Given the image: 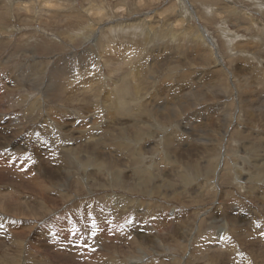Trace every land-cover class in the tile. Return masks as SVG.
<instances>
[{"label": "rangeland", "instance_id": "rangeland-1", "mask_svg": "<svg viewBox=\"0 0 264 264\" xmlns=\"http://www.w3.org/2000/svg\"><path fill=\"white\" fill-rule=\"evenodd\" d=\"M18 1L0 0V264H264V0Z\"/></svg>", "mask_w": 264, "mask_h": 264}, {"label": "bare ground", "instance_id": "bare-ground-1", "mask_svg": "<svg viewBox=\"0 0 264 264\" xmlns=\"http://www.w3.org/2000/svg\"><path fill=\"white\" fill-rule=\"evenodd\" d=\"M69 2L71 1V0H68ZM18 2H21V0L20 1H18ZM23 2V1H22ZM21 2V3H22ZM45 2V1H44ZM2 3V2H1ZM46 3V2H45ZM89 3V2H88ZM70 4V3H69ZM73 4V3H72ZM16 7H14V8H12V5H11V8L12 9H15L14 11L15 12H13V15H16L15 16V18H16V21H19V22H22V21H27V22H34V21H37L38 20V23L39 22H46L45 24H52V23H55V21L56 20H53V18H52V16H53V14L55 13L54 11H51V10H49V9H45V8H41L40 10H38L40 13H43V15L42 14H38V11L36 12V11H33V12H35V13H28L27 11H26V8L25 7H21V5L20 6H18L19 4L18 3H16ZM92 5V4H91ZM90 5V6H91ZM46 6V5H45ZM68 7H69V5H68ZM93 7V6H92ZM0 8H1V6H0ZM8 8V7H7ZM10 8V7H9ZM70 10H72V9H70ZM130 12V11H129ZM73 14L72 15H69V14H66V15H63V17H64V19L65 20H67L68 21V23L69 24H66L67 26H69L70 24L71 25H73V24H76V20H75V17H77L76 16V12H72ZM46 14V17L44 16ZM10 17H12V14H11V11L9 10V9H6L5 10V12H0V23H1V25H0V29H1V31L2 32H4L5 34H7L8 36H9V34H10V31L11 30H9V27L7 26V24H10L11 23V21H9V19H10ZM59 19V18H58ZM136 20H138V19H136ZM135 20V21H136ZM140 21H143V23H142V25H145V21L144 20H141V19H139L138 21H136V23H134V22H131V23H129V24H126V23H121V24H119L118 25V27L120 28H123L124 27V25H125V28H128V27H130V26H134V25H136L138 22H140ZM59 23H61V22H59ZM63 23V22H62ZM31 25V24H30ZM75 27V26H74ZM117 27V26H116ZM113 27H110V26H107V28H105V29H112ZM149 28V29H148ZM148 30H147V32L148 33H153V32H151V30H153V28L151 27V26H148ZM113 30V29H112ZM104 31V30H103ZM93 32V26L92 25H89V26H87V28L85 29V28H83V27H81L80 29H79V31H78V34H75V37H74V39H79V38H84V39H87L89 36H90V34ZM169 33H172V35L173 34H175V32L174 31H172V32H169ZM148 35V34H147ZM27 36V35H26ZM34 38V37H33ZM41 38V37H40ZM146 38V37H145ZM145 38H143V40L145 39ZM30 39H32V38H30ZM34 39H36V38H34ZM38 39V38H37ZM37 39H36V41H37ZM40 40V42H41V40L42 39H39ZM33 41V40H32ZM35 41V42H36ZM43 41L44 42H48L49 40H45V38L43 39ZM51 41V40H50ZM43 42V43H44ZM52 42V41H51ZM0 43H1V41H0ZM6 43V42H5ZM29 43H31V41H29ZM27 44H28V42H27ZM53 44H54V42H53ZM52 44V45H53ZM32 45V44H31ZM37 45V44H36ZM51 45V44H50ZM51 45V46H52ZM122 45V44H121ZM121 45H119V46H121ZM0 46H5V44H0ZM28 46V45H27ZM34 46H35V44H34ZM39 46V45H38ZM37 46V47H38ZM41 46V45H40ZM47 46H49V43H47ZM46 46V47H47ZM55 46H56V44H55ZM123 46V45H122ZM24 47H26V45H24ZM30 47V46H29ZM33 47V46H32ZM36 47V46H35ZM43 47H45V46H43ZM42 47V48H43ZM2 47H0V49H1ZM28 48V47H27ZM34 48V47H33ZM41 48V49H42ZM125 48H126V46H125ZM19 49H24L22 46H21V48H19ZM36 49V48H35ZM39 49V48H38ZM46 49H50V48H46ZM122 49V48H121ZM131 49V48H130ZM139 49V48H138ZM26 50V49H25ZM25 50H24V52H25ZM28 50V49H27ZM43 50V49H42ZM114 50V49H113ZM120 50V49H119ZM17 51V50H16ZM16 51H14V52H16ZM49 52H50V50H48ZM47 51V52H48ZM116 51H118V50H116ZM17 52H21V51H17ZM30 52V51H29ZM40 52V51H39ZM38 52V53H39ZM31 54H33L32 55V57H36V53H33V52H30ZM42 53H44V52H42ZM45 53H46V51H45ZM140 53V52H139ZM13 54H15V53H13ZM20 54V53H19ZM21 54H22V52H21ZM11 55V54H10ZM23 55V54H22ZM21 55V56H22ZM45 55V54H44ZM47 55H48V53H47ZM99 55V54H98ZM8 56V55H7ZM12 56V55H11ZM28 56V55H27ZM30 56V55H29ZM38 56V55H37ZM46 56V55H45ZM99 56H101V55H99ZM18 58H20L19 57V55L17 56ZM31 57V56H30ZM30 57H29V59H30ZM9 58V57H8ZM13 58V57H12ZM25 58V57H24ZM13 60V59H12ZM28 60V59H27ZM14 61V60H13ZM110 59L108 60V61H106V64L108 65V70L110 71V72H112L114 75H116L115 73L117 72V70L114 68V65L113 64H111L112 66H110ZM69 62L70 61H68V62H66V63H68L69 64ZM6 63V62H5ZM15 63V62H14ZM14 63H12V65L14 64ZM65 63V61H64V64H66ZM95 63H96V61H95ZM95 63H92V64H95ZM67 65V64H66ZM65 65V66H66ZM63 64H62V68H63ZM71 66H72V63L70 62V65H68V66H66L63 70H64V72L66 73V74H69V76L71 75ZM91 66V63H88V64H86L85 65V68H84V70H85V72H86V74H89V67ZM139 67V66H138ZM139 69H140V67H139ZM58 71H57V69L55 68V69H52V70H50L49 71V74H48V79H47V81H45V82H47L48 83V87H47V94H45L46 95V97L49 99V101H51L55 96L54 95H52L51 94V92L52 91H54V90H56V89H54V88H51V87H54V86H56L57 87V90L56 91H58V92H60L61 90H62V88L64 87V84L63 83H57V81H56V79H55V76H56V73H57ZM118 73V72H117ZM119 74V73H118ZM117 74V75H118ZM1 75V74H0ZM46 75V74H45ZM125 75L127 76V77H129V75L127 74V73H125ZM130 78V77H129ZM128 78V79H129ZM244 78V77H243ZM95 83H97L96 81H98V78H96L95 77ZM241 81H243L242 79H241ZM53 82V84H51ZM125 78L124 77H122V81H118V82H113V84H112V86L109 88V89H107L106 91H109V92H112V94H113V96H112V99H108V106H110V107H114V108H118V106H122L123 105V102H122V96L120 95L121 93H122V95L123 94H129V97L131 96V93H132V90H131V93H130V88H129V85H126L125 83ZM44 84V83H43ZM244 84V83H243ZM38 85V84H37ZM19 86V85H18ZM4 88V87H3ZM89 88H86V90H88ZM224 89V88H223ZM38 90V89H37ZM98 90H99V86H98V84H97V86H96V88H95V91H96V93L98 92ZM36 91V90H35ZM44 91V90H43ZM74 96H72V101H75L76 100V92H73L72 93ZM3 95H5V94H3ZM133 95V94H132ZM237 95H238V93H237ZM89 96H90V101H91V98H92V96L89 94ZM133 97V96H132ZM237 97V96H236ZM3 98V97H2ZM85 98H86V96L85 95H83L82 96V98H80V100L82 101V102H84L85 101ZM88 99V98H87ZM3 100V99H2ZM90 101H89V103H90ZM76 102H78L77 100H76ZM82 102H80V103H82ZM113 103H118V104H115V105H111V104H113ZM5 107V106H4ZM4 110H9L8 108L6 109V107L4 108ZM120 111H122V110H120ZM3 112V111H2ZM123 112V111H122ZM0 114H2V113H0ZM15 114V113H14ZM5 115V114H4ZM250 115V114H249ZM6 116V115H5ZM68 116V115H67ZM1 117V116H0ZM21 120H22V115L21 114H19V115H15V116H11V119L9 120V122H8V124H14V126H19L20 124H21ZM18 121V122H17ZM23 123V122H22ZM26 123V122H25ZM21 125H23V124H21ZM18 131V130H17ZM9 147V146H8ZM11 155H16L17 153L15 152V151H12L11 153H10ZM9 155V154H8ZM4 156V155H3ZM7 157V156H6ZM4 158H5V156L4 157H2V158H0V164H2V167L4 168V166H6L8 163L7 162H9V160H10V158L11 157H8V159H5V160H8L7 162L4 160ZM2 159L5 161V162H3L2 161ZM1 166V165H0ZM3 176H8L7 175V173H4V175L3 174H1V177H3ZM28 176V175H27ZM32 181V180H31ZM35 182V181H34ZM33 182V183H34ZM32 183V182H31ZM34 184H36V182L34 183ZM69 185V184H68ZM41 186V185H40ZM72 186V185H71ZM43 187V186H42ZM41 187V188H42ZM67 187H70V186H67ZM38 188V187H37ZM73 188V187H72ZM130 189V188H129ZM37 191H39V193H41L42 194V190H40V189H38ZM64 195V194H63ZM8 199V198H7ZM15 200V199H14ZM30 201V200H29ZM20 202H21V200H20ZM19 202V203H20ZM31 203L33 202V201H30ZM24 203V202H23ZM17 204V203H16ZM20 205V204H19ZM34 205H35V203H34ZM107 205V204H106ZM11 206V205H10ZM9 206V207H10ZM13 206V205H12ZM36 206V205H35ZM37 206H39L38 204H37ZM126 206V205H125ZM44 207V206H43ZM23 208V207H22ZM7 209H9V208H7ZM38 207H36V211H34V214H38ZM44 209V208H43ZM19 210V209H18ZM47 210V209H46ZM45 210V211H46ZM24 211V210H23ZM44 211V210H43ZM22 212V211H21ZM20 214V213H19ZM221 219H223V218H221ZM213 225V224H212ZM262 225V224H261ZM221 226H223V224L222 225H220V227ZM217 228V227H216ZM222 228V227H221ZM253 229V228H252ZM256 229V228H255ZM221 230H223V229H221ZM127 231V230H126ZM227 231V230H226ZM226 231H224V232H226ZM18 232V231H17ZM221 232V231H220ZM210 233V232H209ZM212 233V232H211ZM124 234V233H123ZM224 234V233H223ZM222 234V235H223ZM129 235V234H128ZM217 235V234H216ZM226 235V234H225ZM209 236H211L212 237V235H209ZM227 236V235H226ZM223 237H225V236H223ZM58 239L60 238V237H57ZM124 238V237H123ZM63 239V238H62ZM131 239V238H130ZM59 240H61V239H59ZM58 240V241H59ZM151 240V239H150ZM133 241V240H132ZM222 242V241H221ZM137 243H139V242H137ZM218 243H220V241L218 242ZM225 243V242H224ZM223 244V243H222ZM222 244H220V245H222ZM105 245V244H104ZM227 245V244H226ZM106 246H108V245H106ZM111 246V245H110ZM208 246H210V245H208ZM215 246V245H214ZM223 246H225V245H223ZM102 247V246H101ZM170 247V246H169ZM174 247V246H173ZM213 247V246H212ZM65 248V247H64ZM67 248V247H66ZM103 248V247H102ZM120 248V247H119ZM175 248V247H174ZM215 249V248H214ZM73 250V249H72ZM172 250V249H171ZM58 252V251H57ZM60 253V252H59ZM143 255L142 256H140L139 257V261H141L142 260V258L143 257H145V253H142ZM183 254H184V252H183ZM188 255H189V253H188ZM212 255V254H211ZM129 256V255H128ZM182 256V255H181ZM184 256V255H183ZM223 256V255H222ZM77 257V256H76ZM96 257H97V255H96ZM189 257H190V255H189ZM238 257V256H237ZM100 258V257H99ZM98 259V258H97ZM138 259V258H137ZM184 259V258H183ZM186 259H187V257H186ZM210 259V258H209ZM221 259V258H220ZM69 260V259H68ZM225 260V259H224ZM139 261H137V262H139ZM188 261V260H187ZM132 264L134 263V260L131 262ZM136 263V262H135ZM184 264V263H183ZM223 264V263H222Z\"/></svg>", "mask_w": 264, "mask_h": 264}, {"label": "snow or ice", "instance_id": "snow-or-ice-1", "mask_svg": "<svg viewBox=\"0 0 264 264\" xmlns=\"http://www.w3.org/2000/svg\"><path fill=\"white\" fill-rule=\"evenodd\" d=\"M0 227H2V225H0ZM261 235L264 236V232H262Z\"/></svg>", "mask_w": 264, "mask_h": 264}]
</instances>
